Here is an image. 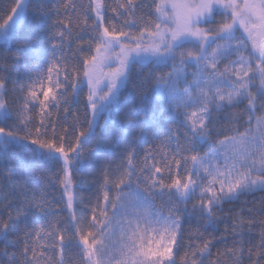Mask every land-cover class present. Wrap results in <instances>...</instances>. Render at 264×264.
<instances>
[{
  "label": "snow or ice",
  "instance_id": "1",
  "mask_svg": "<svg viewBox=\"0 0 264 264\" xmlns=\"http://www.w3.org/2000/svg\"><path fill=\"white\" fill-rule=\"evenodd\" d=\"M0 264H264V0H0Z\"/></svg>",
  "mask_w": 264,
  "mask_h": 264
}]
</instances>
